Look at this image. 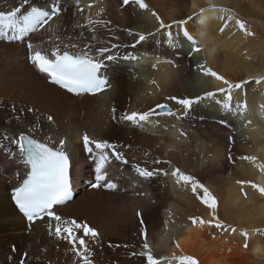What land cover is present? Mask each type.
I'll list each match as a JSON object with an SVG mask.
<instances>
[{
	"label": "bare ground",
	"instance_id": "6f19581e",
	"mask_svg": "<svg viewBox=\"0 0 264 264\" xmlns=\"http://www.w3.org/2000/svg\"><path fill=\"white\" fill-rule=\"evenodd\" d=\"M31 1L30 4L38 6L47 3ZM18 2L0 0V7ZM57 2L64 9L62 18L58 26L54 25V31L43 35V40L40 34L33 37L38 49L49 53L59 36L61 44H90L93 53L99 47L111 48L117 44L121 46L113 49L117 57L130 53L138 59L104 61L106 67L100 75L109 81L106 90L99 95L75 97L50 83L33 67L23 43L0 41V129L16 131L35 124L37 129H42L36 133L38 139L53 146L61 139L65 141L64 151L71 161L73 196L58 211L66 219H77L98 230L99 243L90 245L94 264H146L145 257L139 255L145 250L137 211L143 213L148 243L160 264H178L181 256H192L199 264H250L253 260L248 253L262 257L261 242L251 241L253 232L241 231L238 226L253 228L264 218V203L261 205L259 201L264 195L251 187V184L264 187L261 171L264 80L256 83L264 78V1L249 0L246 5V0H145L149 11L134 5L126 7L122 0H88L93 5L91 9L85 0ZM77 5H83V13L77 11ZM211 5L227 9L233 20L244 21L253 35L241 32L233 22H228V28L220 33L225 20L219 11L208 10L201 23L202 18L195 14L201 8L210 9ZM100 12L102 15L98 16ZM151 12H156L166 24L193 16L186 27L202 50L192 52L190 42L182 34L179 45L170 48L164 43L165 36L159 33L136 48L125 47L135 42L136 33L156 32L158 22ZM89 19L111 23L107 27L96 25L93 33L88 27L79 26L87 25ZM172 32L174 35L177 32L174 24ZM198 64L232 83L250 81L243 90L232 93L233 105L247 102L243 115L226 113L215 100H203L181 120L153 117L159 123L141 128L118 119L125 113L148 111L157 104H167L176 111L178 106L168 99L170 96L195 98L213 91L217 99H223L218 89L226 86L204 76ZM13 105L21 115L19 120L14 118ZM30 108L35 111L29 112ZM49 115L54 118L51 124L47 120ZM221 120L232 127H225ZM181 131L187 137L181 136ZM84 134L117 145L128 159V164L113 161L107 166V182L116 183V190L91 186L93 164L83 150ZM229 136L234 137L232 145H228ZM229 147L233 161L226 158ZM241 156L255 157V161L242 160ZM153 160L167 163L153 164ZM135 164L162 169L169 175L161 173L151 180H142L133 171ZM176 167L209 188L218 201L219 219L226 226L236 228L235 233L192 223V218L209 221L212 213L196 198L190 186L175 183L170 173ZM17 171L23 176L19 161L0 162V264H21L25 252L29 253V264H78L66 243L47 235L43 222H37L31 232L27 230L25 220L11 201L18 183ZM238 181L250 183L242 187ZM242 232L248 233L247 248ZM133 252L137 255L133 256Z\"/></svg>",
	"mask_w": 264,
	"mask_h": 264
},
{
	"label": "snow or ice",
	"instance_id": "6c2138e0",
	"mask_svg": "<svg viewBox=\"0 0 264 264\" xmlns=\"http://www.w3.org/2000/svg\"><path fill=\"white\" fill-rule=\"evenodd\" d=\"M124 6H138L142 11H149V6L145 0H122ZM92 4L88 5L91 9ZM208 10L219 11L223 15L221 19L225 23L220 27V33H224L228 28V22H233L235 26L246 35H253L246 28L244 21L234 19L228 15V10L224 8L216 9L214 5L210 9L201 8L195 15L200 16L201 23H204V14ZM77 11L84 12V8L77 5ZM64 9L62 3L57 0H47L44 5L30 4L29 0H19L18 3H13L7 8L0 7V41L8 44L23 43L28 52V60L33 67L53 85L59 86L68 93L79 95H97L106 90L109 86V81L106 77H102L100 72L106 67L104 61L112 62L117 59L125 61H135L138 59L133 54H124L122 57H117L113 53V49L121 47L113 44L109 47H99L95 53L92 51L90 44L80 46L76 43L61 44L59 36L56 37L55 47L49 53L38 49L33 43V37L40 34L41 40L43 35L50 30L54 31V25L58 26V21L62 18ZM98 16L102 12L97 13ZM158 22V28L155 33H136L135 42L126 45L125 47L136 48L138 44L155 37L157 33L165 36L164 43L170 47L175 48L179 45V37H183L190 42L191 51L199 53L202 49L198 46L197 41L189 33L186 25L193 20V16H188L186 19L174 21L173 24L177 28L174 35L172 32L173 24H166L156 12H151ZM111 22L102 19H89L87 25H79L80 27H88L93 33L96 25L107 27ZM129 34L132 35L129 30ZM93 40L96 36L93 35ZM49 42H52L49 40ZM112 53V54H108ZM172 63V61H167ZM155 67V65H153ZM198 68L206 77H213L216 81L222 83L226 87L218 89V92L223 95V99H217V93L209 91L204 96H197L195 98H178L175 96L168 97L169 100L175 102L178 106L176 111H173L167 104H157L154 108H150L145 112H131L121 115L118 119L120 121L128 122L133 126L144 127L146 124L159 123L158 120H153V117L167 116L176 120L185 119L190 114L192 108L196 104H200L203 100H215L226 113H235L243 115L247 110V102H237L233 105V91L243 90L244 86L250 81H241L239 83H232L223 75L218 74L211 68L203 64H198ZM264 78L256 80L259 84ZM155 83V81H153ZM29 112H34L35 109H28ZM113 119H117L113 110ZM12 113L14 118L19 120L21 115L17 114L15 106H12ZM48 122H54V118L49 115ZM7 124V121H5ZM220 123L225 127H232L227 121L221 120ZM251 123V121H248ZM42 131L37 129L35 124L32 126L16 131H9L7 129H0V162L8 161L16 164L17 161L23 166L24 174L21 176L20 172H16L17 185L14 186L12 192V199L15 203L18 212L26 222V227L29 232L33 230V226L37 222H43L47 226V235L50 238H55L58 241L66 243L73 255L78 259V264H94L92 260L93 250L92 243H99L100 233L98 230L88 223L79 222L77 219H66L59 214L60 206L70 201L73 196V184L71 176V161L69 155L64 151V140H59L56 146L43 139H38L36 133ZM181 136L187 137V133L181 131ZM51 140V137L48 138ZM235 143L234 137H228V145ZM83 150L92 158L94 181L92 187L95 189L105 187L108 190H116L117 185L113 182H107V166L113 161L120 164H128L129 161L124 153L118 150V146L107 141L94 140L87 134L82 138ZM148 154L145 153V156ZM229 161H233L234 157L231 155V148H228V155L226 157ZM240 159L255 161V157L241 156ZM167 163V161L153 160V164ZM133 171L142 180H151L159 174L165 176L169 175L162 169L142 167L139 164L133 165ZM261 171L264 172V166H261ZM170 175L174 178L176 184L190 186L193 194L200 202L205 205L212 213V218L209 221L192 218L193 224H207L210 227L221 230L222 232L231 231L235 233L236 228L226 226L217 214L218 201L212 192L205 185L200 183L192 175L184 173L179 167L174 168ZM243 187L244 183L238 181ZM253 189H256L261 195H264V187L251 184ZM146 195V194H145ZM139 218V235L143 241L144 252L139 253L146 259V264H160V261L152 254L151 247L148 243L149 233L146 223L143 218V213L136 212ZM241 235L245 239L244 247L247 248L248 233L242 232ZM112 247V245H109ZM120 245H116L119 247ZM127 247V245H124ZM179 247V244H177ZM12 251L16 248L13 246ZM133 256L137 253L133 252ZM24 259L21 264H29V253L23 254ZM178 264H199L198 260L192 256H181Z\"/></svg>",
	"mask_w": 264,
	"mask_h": 264
},
{
	"label": "rangeland",
	"instance_id": "374dc122",
	"mask_svg": "<svg viewBox=\"0 0 264 264\" xmlns=\"http://www.w3.org/2000/svg\"><path fill=\"white\" fill-rule=\"evenodd\" d=\"M46 2H47V0H45ZM86 2H87V4H89L88 3V0H85ZM249 0H246V5H247V2H248ZM259 1V0H258ZM262 1V0H261ZM264 1V0H263ZM31 2H38V3H43L44 2V0H32ZM81 4H83V3H81ZM83 5H86V3H84ZM83 5L81 6V7H83ZM189 51V50H188ZM193 55V59H194V54H192ZM245 81H248L247 79L245 80ZM79 192V190L77 191V193ZM260 199H261V201H260ZM259 201L261 202V205H263V203H264V196L262 197V196H260L259 197ZM236 217H237V219L238 220H240L241 219V217L236 213V215H235ZM245 226V225H244ZM241 227V226H238V228L239 229H241V231H244V229H245V231H252L253 232V237H251V241H253V240H258V241H260L261 242V244H262V246H264V218H262V219H260V221L258 222V225L257 226H255V227H253V228H249V227ZM257 227V228H256ZM255 232V233H254ZM13 246H15V245H13ZM16 248V247H15ZM264 248V247H263ZM142 252H144V251H141L140 253H142ZM248 255H249V257H250V259L251 260H253V261H251L250 262V264H264V255H262V257H260V258H256L255 256H253V255H251V253L249 254L248 253ZM251 257H253V258H251Z\"/></svg>",
	"mask_w": 264,
	"mask_h": 264
}]
</instances>
